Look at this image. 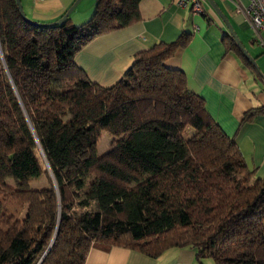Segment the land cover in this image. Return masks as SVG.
Returning <instances> with one entry per match:
<instances>
[{
	"label": "trees",
	"instance_id": "1",
	"mask_svg": "<svg viewBox=\"0 0 264 264\" xmlns=\"http://www.w3.org/2000/svg\"><path fill=\"white\" fill-rule=\"evenodd\" d=\"M142 1L97 0L77 27L71 16L59 23L67 12L40 23L0 0V197L26 208L19 218L0 201V264H85L97 246L264 264V179L185 74L166 66L191 35L137 54L111 87L75 61L96 38L140 22ZM104 132L115 142L98 157ZM42 177L47 187L31 189Z\"/></svg>",
	"mask_w": 264,
	"mask_h": 264
},
{
	"label": "crops",
	"instance_id": "2",
	"mask_svg": "<svg viewBox=\"0 0 264 264\" xmlns=\"http://www.w3.org/2000/svg\"><path fill=\"white\" fill-rule=\"evenodd\" d=\"M77 1L22 0V4L31 20L53 23ZM248 4L249 0H204V13L194 14L189 8L176 5L174 0H143L140 22L96 38L77 54L75 61L92 82L111 87L132 67L137 54L160 43L176 42L183 33L190 34L187 46L180 48L166 66L185 74L188 89L204 99L208 114L235 139L256 177L264 179V112L245 121L248 113L264 111V86L256 80L255 59L246 61L241 55L247 52L251 57L249 45L264 51L249 16L238 11ZM96 5L97 0H80L70 15L72 24L80 27L89 22ZM228 25L245 51L231 36ZM232 42L237 45L235 48ZM85 264L215 262L209 258L200 261L191 248H173L159 258H151L123 246H97L91 249Z\"/></svg>",
	"mask_w": 264,
	"mask_h": 264
},
{
	"label": "rangeland",
	"instance_id": "3",
	"mask_svg": "<svg viewBox=\"0 0 264 264\" xmlns=\"http://www.w3.org/2000/svg\"><path fill=\"white\" fill-rule=\"evenodd\" d=\"M249 52L251 53L252 59H255L253 62L254 66L257 68H254V74L256 76V80H258L260 83L264 86V73L262 72L264 70V51L259 48L258 46L252 47L248 46L247 48ZM260 70V72H259ZM115 139L110 135L109 132H104L102 134L101 141L99 145L97 146L96 154L98 157L105 155L106 153L110 152L114 146ZM48 170L49 167L47 166ZM50 172V171H49ZM5 183L13 188L14 190L18 189H24L25 186L20 184L14 177L7 176L4 178ZM94 178H89L86 183V188L81 192L82 197H85L89 191L90 187L94 183ZM47 187V182L44 177H42L40 180L32 183L30 185L31 189H44ZM0 201L2 203V208L4 211H9L11 214L16 215L19 218H24L26 214V208L19 202L13 200L10 197H0ZM213 260V259H211ZM214 263V260H213Z\"/></svg>",
	"mask_w": 264,
	"mask_h": 264
},
{
	"label": "built area",
	"instance_id": "4",
	"mask_svg": "<svg viewBox=\"0 0 264 264\" xmlns=\"http://www.w3.org/2000/svg\"><path fill=\"white\" fill-rule=\"evenodd\" d=\"M204 0H174L181 8H189L194 14H203ZM240 13L247 14L257 35L259 45L264 49V0H249L248 7H239Z\"/></svg>",
	"mask_w": 264,
	"mask_h": 264
},
{
	"label": "water",
	"instance_id": "5",
	"mask_svg": "<svg viewBox=\"0 0 264 264\" xmlns=\"http://www.w3.org/2000/svg\"><path fill=\"white\" fill-rule=\"evenodd\" d=\"M79 1H80V0H78V1L76 2V4H74V6H73L70 10H68V12H67L66 15L64 16V18H62L61 20H59V23L62 22L64 19H66L68 16L71 15V13L74 11V9L76 8V6H77V4L79 3ZM17 3H18L19 9H20L22 15L25 17L26 14H25V11H24V8H23L22 0H17ZM228 28H229V32H230L231 36L233 37V39L236 40L238 46H239L242 50H244L243 46L240 44L238 38L235 36L233 30L229 27V25H228ZM244 51H245V50H244ZM245 54L248 56L249 59H251V60L253 61V59H252L251 57H249V55L247 54V52H245ZM41 151H42V149H41ZM42 152H43V151H42ZM43 155H44V154H43ZM45 160H46V159H45ZM46 162H47V160H46ZM47 164H48V162H47Z\"/></svg>",
	"mask_w": 264,
	"mask_h": 264
}]
</instances>
